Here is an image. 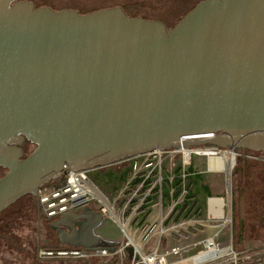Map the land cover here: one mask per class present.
I'll return each instance as SVG.
<instances>
[{"label": "water", "instance_id": "1", "mask_svg": "<svg viewBox=\"0 0 264 264\" xmlns=\"http://www.w3.org/2000/svg\"><path fill=\"white\" fill-rule=\"evenodd\" d=\"M190 148L264 153V0H202L172 28L0 0V213L68 172ZM103 222L84 207L51 227L114 253Z\"/></svg>", "mask_w": 264, "mask_h": 264}, {"label": "rangeland", "instance_id": "2", "mask_svg": "<svg viewBox=\"0 0 264 264\" xmlns=\"http://www.w3.org/2000/svg\"><path fill=\"white\" fill-rule=\"evenodd\" d=\"M28 1L36 8L47 7L54 11L66 9L77 11L79 14L120 7L130 17L159 21L167 28H172L202 0ZM33 149L31 145L24 147L26 154ZM233 152L238 157L235 158L229 179L224 171H220L223 185L219 198L226 203L225 219L209 218L204 205L178 213L173 209L164 221L163 227L167 233L163 236L158 253L163 254L172 248H179L180 255L167 256V264H191L188 258L204 251L203 243L208 238H212L220 247L229 246L235 256L200 264H264V153H255L254 156L260 157L256 160L246 157L252 155L248 151L236 149ZM173 163H181L180 156H176ZM166 165H171L169 160H166ZM4 173V170L0 169V177ZM108 199L115 204L114 212L125 223L126 230L133 234L132 240L142 244L141 253L146 255L147 249L152 248L156 242L151 241L145 246L140 234L133 233V226L128 217L129 209L121 216L124 199L118 198L114 202L111 198ZM94 206L98 208L97 205ZM103 217L104 222L98 228V233L112 237L119 247L128 244L134 248L112 218L108 214ZM45 239H49L50 243L44 244ZM38 244L42 247L56 246V236L54 232L49 231L48 222L39 216L35 200L31 196H24L0 213V264H140L130 260L125 250L116 257H96L85 261H39L35 254ZM138 253L136 251L137 255Z\"/></svg>", "mask_w": 264, "mask_h": 264}, {"label": "built area", "instance_id": "3", "mask_svg": "<svg viewBox=\"0 0 264 264\" xmlns=\"http://www.w3.org/2000/svg\"><path fill=\"white\" fill-rule=\"evenodd\" d=\"M196 149L198 148H190L187 150H154L140 156L132 157L135 161L132 164L133 174L131 180L137 178L139 181L134 185L129 195L123 202L121 206V216L124 215V211L126 209H129L128 217L131 221L139 212H141V207L146 202V199L150 194L155 191L161 193L162 182L164 180V170L166 169V160H169L171 165H173L176 156H180L182 166H187L190 164V160L193 155L204 156L207 158L206 154H199L196 152ZM213 150L217 151L216 154L219 156L221 155V151H234L229 149ZM248 152L252 155L246 156L247 158L256 160L260 159L259 156H254L255 153L258 152ZM186 153L189 158L188 163L184 162V156ZM236 157H238L237 154ZM90 172L91 170L71 171L59 180L51 182L50 184L40 188L38 191L37 209L41 219L49 223L56 220L66 212H76L84 207H93L103 216L108 214L110 218H112V214H115V204L111 203L108 197L91 182ZM112 202H114V200ZM94 205H97L98 208ZM157 206L158 214L155 221L145 223L141 228V240L145 243L155 235H157L161 240L167 233L163 224L172 212L173 207L164 210L161 202ZM207 208L208 205L206 204V211ZM113 222L115 221L113 220ZM158 244L160 245L161 243L158 242ZM123 251L124 247H118L114 253H111L106 249L88 251L82 247H72L67 245L61 246L57 244L56 246L50 247L39 246L36 249L35 254L39 261H85L96 257H116ZM138 254L139 255H136L139 256V260L136 261V263L167 264L165 258L170 255H180V249L172 248L163 254H159L157 248H155L146 255H143L141 252ZM145 257H148V263L143 262V258Z\"/></svg>", "mask_w": 264, "mask_h": 264}, {"label": "crops", "instance_id": "4", "mask_svg": "<svg viewBox=\"0 0 264 264\" xmlns=\"http://www.w3.org/2000/svg\"><path fill=\"white\" fill-rule=\"evenodd\" d=\"M134 161V158H127L109 166L91 169L90 180L112 201L118 198H122L125 201L131 189L139 181L137 178L131 180L133 174L132 164ZM222 185L223 177L221 172L211 170L208 159L204 156L193 155L190 164L187 166H182L181 163L166 165L161 193L155 191L147 197L146 202L141 207V212L130 222L133 226V233H139L141 239L142 226L145 223L155 221L158 214L157 205L160 202L163 209L167 210L173 207L177 213L184 209L206 206L207 201L212 198L221 199L219 196H221ZM90 208L95 210L93 207ZM130 234L133 235L131 232ZM99 235L113 240L112 237ZM173 237L175 238V236ZM162 239L160 240L155 235L147 241L144 244L145 246L151 241L156 242L152 248L147 249V253L155 248L159 251L161 244L159 245L158 242L161 243Z\"/></svg>", "mask_w": 264, "mask_h": 264}, {"label": "bare ground", "instance_id": "5", "mask_svg": "<svg viewBox=\"0 0 264 264\" xmlns=\"http://www.w3.org/2000/svg\"><path fill=\"white\" fill-rule=\"evenodd\" d=\"M196 152L199 154H206L208 159L209 168L213 171H224L226 175L229 177L230 171L234 166V161L236 154L234 152L224 150L221 151V155H217V151L213 149H204V148H198L196 149ZM210 161V163H209ZM184 162L188 163L189 158L187 156V153L184 156ZM207 215L209 218L214 219H225L224 217V207L226 203L217 198H212L207 201ZM112 219L115 221V223L122 229L124 234L128 238V242L132 244L137 252H141L142 245L137 242L135 243L132 235L130 232L126 230L125 223L120 220V218L116 214H112ZM132 239H131V238ZM204 247L205 250L197 253L196 255L188 258V261L191 262V264H200L205 263L211 260L219 259V258H226L231 257L234 254L231 252V249L229 246L220 247V245H216L214 240L212 238H208L204 241ZM235 256V255H234ZM193 260V261H192ZM143 262L148 263V257L143 258Z\"/></svg>", "mask_w": 264, "mask_h": 264}, {"label": "flooded vegetation", "instance_id": "6", "mask_svg": "<svg viewBox=\"0 0 264 264\" xmlns=\"http://www.w3.org/2000/svg\"><path fill=\"white\" fill-rule=\"evenodd\" d=\"M51 223H52V222H49V223H48V229H49L50 232H54V234H55V236H56V230H52ZM43 243H44V244H48V243H50V240H49V239H45V240H43ZM39 246H41V245L38 244L37 248H38ZM37 248H36V249H37ZM35 251H36V250H35Z\"/></svg>", "mask_w": 264, "mask_h": 264}]
</instances>
